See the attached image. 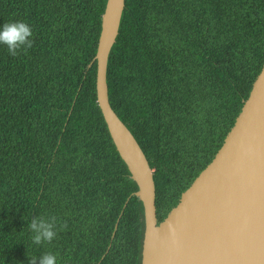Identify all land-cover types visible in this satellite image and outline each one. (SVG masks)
<instances>
[{
    "label": "trees",
    "instance_id": "1",
    "mask_svg": "<svg viewBox=\"0 0 264 264\" xmlns=\"http://www.w3.org/2000/svg\"><path fill=\"white\" fill-rule=\"evenodd\" d=\"M106 1L0 0V23L33 30L16 56L0 46V264L45 251L58 264H141L143 204L89 66ZM263 64L264 0H125L108 97L154 170L158 222L223 144ZM41 215L58 231L37 247L27 222Z\"/></svg>",
    "mask_w": 264,
    "mask_h": 264
},
{
    "label": "water",
    "instance_id": "2",
    "mask_svg": "<svg viewBox=\"0 0 264 264\" xmlns=\"http://www.w3.org/2000/svg\"><path fill=\"white\" fill-rule=\"evenodd\" d=\"M124 5L106 1L89 66L96 62V101L143 204L141 264H264V64L211 162L158 222L154 170L108 97V60Z\"/></svg>",
    "mask_w": 264,
    "mask_h": 264
},
{
    "label": "clouds",
    "instance_id": "3",
    "mask_svg": "<svg viewBox=\"0 0 264 264\" xmlns=\"http://www.w3.org/2000/svg\"><path fill=\"white\" fill-rule=\"evenodd\" d=\"M33 30L25 20H9L0 23V46L6 48L11 56H16L29 49L32 44ZM63 227V224L59 225ZM30 232V241L37 247L51 242L57 236V220L54 216H33L27 222ZM29 264H58L57 255L51 251L42 252L39 256H29Z\"/></svg>",
    "mask_w": 264,
    "mask_h": 264
}]
</instances>
